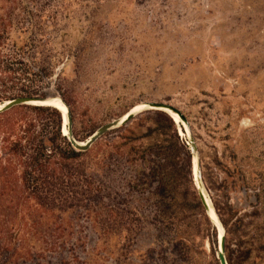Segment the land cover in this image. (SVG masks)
<instances>
[{
  "label": "rangeland",
  "instance_id": "1",
  "mask_svg": "<svg viewBox=\"0 0 264 264\" xmlns=\"http://www.w3.org/2000/svg\"><path fill=\"white\" fill-rule=\"evenodd\" d=\"M4 25L34 57L38 93L70 101L79 140L137 104L178 107L179 141L191 152L189 130L228 219L225 255L264 264V0H0ZM155 112L169 116L142 109L75 159L61 198L18 216L0 264H221L218 228Z\"/></svg>",
  "mask_w": 264,
  "mask_h": 264
},
{
  "label": "trees",
  "instance_id": "2",
  "mask_svg": "<svg viewBox=\"0 0 264 264\" xmlns=\"http://www.w3.org/2000/svg\"><path fill=\"white\" fill-rule=\"evenodd\" d=\"M11 35L6 25L0 26V101L21 94L45 97L36 89L38 73L34 71V57L24 56L23 45L17 41L11 43ZM38 70L40 72L43 69L39 67ZM62 99L72 113L68 98L62 95ZM22 109L36 113L39 118L24 114ZM155 113L168 123L171 131L168 136L179 144L182 158L192 174V154L189 149L186 150L188 146L179 141L176 123L165 113ZM123 126L124 124L121 127ZM94 132L91 131L85 138L88 139ZM90 149L77 151L73 148L62 133L61 112L53 106L23 104L0 112V198L7 200L6 219L0 218V245H5L6 240L14 235L18 237L22 228V221L21 218L18 220V216L32 217L36 204L50 206L61 198L60 192L65 191L66 185L65 172L77 167L74 160ZM134 158L135 161L145 160V164L148 161L144 156L135 155ZM175 176L176 172L172 177ZM198 202L202 205L201 200ZM213 203L227 228L228 219L225 218L223 208L214 197ZM1 206L2 204L0 210ZM56 246L57 243H47L48 248ZM16 247L26 248L27 245L19 241ZM239 257L240 254L236 257L232 254L226 256L229 264H238Z\"/></svg>",
  "mask_w": 264,
  "mask_h": 264
},
{
  "label": "water",
  "instance_id": "3",
  "mask_svg": "<svg viewBox=\"0 0 264 264\" xmlns=\"http://www.w3.org/2000/svg\"><path fill=\"white\" fill-rule=\"evenodd\" d=\"M53 97H42V96H38V95H26V94L17 95L11 99L4 100L3 102L0 101V103L3 104V107L0 108V112L7 111V110H9L15 106L23 105V104H30V105L39 104L40 105L43 102L50 101ZM60 99H62V98L60 97ZM62 102L68 108V111L66 113V117L68 118V132L69 133L66 137L71 142V145L73 146V148L77 151H86V150L90 149L92 147V145L96 141H98L103 135H105L109 130L128 123L137 115V113H139L140 110H142V109H140L138 111H133L132 110L133 108H131L128 112H126V114H124V116L113 119V120L101 125L91 136H89L88 139L79 140L75 137L73 130H72L73 120H72L71 111H70L69 107L67 106V104L63 101V99H62ZM144 104L146 105V107H149L150 109H157V110H161V108L169 109L172 112H174L175 114H177L178 117L182 120V122L187 124L186 115L178 107H176L172 104H169L166 102H148V103H144ZM60 112L62 115V133H63L64 114L62 113V111H60ZM171 118L176 123L175 118L174 117H171ZM176 124H178V123H176ZM179 128H181V127L179 126ZM188 134H189V138H190L191 152L193 155V159H192V172L194 175L193 180L195 179L197 181V182H195V185H196L199 197H200L203 205L205 206L210 218H213V220H215V222H216L214 215H212V211L218 217V221H217V223H215L217 228H218V242H219L218 258H219L221 264H229L228 260L226 258L225 252H224V242H225L224 230L221 234L220 227H219L218 223L220 224L222 229H224V228H223L221 220L219 219V216L216 212V209L212 203L211 198L209 197L212 208H210V205H209V203L206 199V196L204 194V191L207 192V190H206V188H205V186L201 180L198 146H197V143H196L194 137L191 135V133H189V130H188ZM198 181H200V184L198 183Z\"/></svg>",
  "mask_w": 264,
  "mask_h": 264
},
{
  "label": "bare ground",
  "instance_id": "4",
  "mask_svg": "<svg viewBox=\"0 0 264 264\" xmlns=\"http://www.w3.org/2000/svg\"><path fill=\"white\" fill-rule=\"evenodd\" d=\"M33 105H36V104H33ZM37 105H39V104H37ZM40 105H50V106H53V107H55L56 109H58L59 111H62V113L64 114V128H63V135H65V136H67L68 135V118L66 117V113H67V111H68V108L66 107V105H64V103L62 102V99H60L59 97H53L50 101H48V102H43V103H41ZM3 107V104H1L0 103V108H2ZM133 109V111H138V110H140V109H150L149 107H146V105L144 104V103H140V104H137V105H135V106H133L132 107ZM161 110H163L164 112H166L167 114H169V116H171V117H174L175 118V121H176V123H178L177 125L178 126H180L181 128H179V132H180V134H181V136H184V135H186V133H185V130H184V128H183V125H187L186 123H184V122H182V120L178 117V115L177 114H175L174 112H172L171 110H169V109H164V108H161ZM126 114V113H125ZM124 116V115H123ZM122 117V116H121ZM82 143V142H81ZM83 144V143H82ZM196 167V166H195ZM192 174H193V172H192ZM193 177H194V175H193ZM194 181L195 182H197L195 179H194ZM198 183L200 184V181H198ZM204 194H205V196H206V199H207V201H208V203H209V205H210V208H212L211 206V202H210V199H209V197H208V194H207V192L206 191H204ZM211 213V212H210ZM212 215H214V217H215V219H216V222H215V220H213V218H211V220L214 222V223H217V221H218V217H217V215L212 211ZM218 225H220L219 223H218ZM220 227V226H219ZM224 230V229H223ZM221 234H222V231H221ZM218 251H219V249H218Z\"/></svg>",
  "mask_w": 264,
  "mask_h": 264
}]
</instances>
